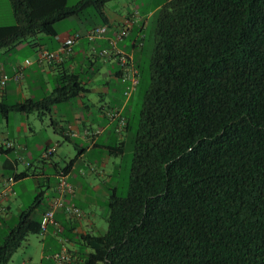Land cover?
<instances>
[{"label": "trees", "instance_id": "trees-1", "mask_svg": "<svg viewBox=\"0 0 264 264\" xmlns=\"http://www.w3.org/2000/svg\"><path fill=\"white\" fill-rule=\"evenodd\" d=\"M110 1L8 0L14 24L0 27V49L25 41L33 48L38 35L53 39L56 24L70 17L105 23ZM157 6L127 194L109 192L103 234L76 237L88 251H81L82 262L264 264V0ZM86 8L91 21L81 17ZM84 92L78 75L61 73L40 100L0 101V115H50ZM53 128L68 139L58 123ZM40 197L1 237L0 264H9L29 231L39 234L33 214Z\"/></svg>", "mask_w": 264, "mask_h": 264}, {"label": "crops", "instance_id": "crops-1", "mask_svg": "<svg viewBox=\"0 0 264 264\" xmlns=\"http://www.w3.org/2000/svg\"><path fill=\"white\" fill-rule=\"evenodd\" d=\"M2 1H5V6L8 5L6 6L7 9L8 7L10 8L8 0ZM149 1L153 2L155 0ZM115 7L118 9V12L106 8V5L104 6L103 15L106 20L105 23H101V21L97 20L93 25L82 24V22L75 17L76 23L81 26L79 30L66 29L64 31H59V34L53 39H48L38 35L36 37V43L38 44L32 48V61L29 57H25L21 62H6V53L12 49H0V75L8 74L11 77H14L16 74H21V77L18 80L12 78L6 86L0 87V101L13 104L23 99L31 98L34 100H40L53 90L56 85V79L61 73L78 75L86 89V92L54 106L50 115L39 117L36 114L37 118L40 119V122H42V125L45 124L43 121L44 118L48 117V125L46 129H43L41 124L36 125L32 122V119L34 118H32L31 115L33 114L26 115L23 113L13 112L9 113L7 116L0 115V146L5 152L0 154L1 236H3L7 232L8 228L16 222H14V218L17 219L18 215L22 211H20L16 202H13L15 197L21 195L22 193L21 188L17 186L18 180L14 182L12 190L7 193L4 190L6 180L11 176L24 172V170L20 172L16 170L18 160L22 162V165L27 167L25 163H29L28 160H31L35 154L38 155L37 161L40 162L55 154L56 147L59 145L57 141L55 146H53L54 144L52 143L56 140L54 137L56 133L53 128L55 123H58L63 128L64 132L68 134V139H78V143H76V148L79 151L78 158H83L85 155L95 151L96 149L103 150L105 156L103 155L104 157H102L103 159L101 160L102 164L100 167L97 165L93 167V164L88 165V161V163L84 164V168L78 170L77 176L82 178L87 177L86 182L82 181V183H78L77 176L72 173L74 168L73 165L67 170V165L62 169L57 168L55 171V179L58 181L59 174L65 175L67 181L74 186V194L72 196L60 194L57 192L56 188L55 196L48 201V204L44 209L39 210L38 219H40L41 212L48 208L53 199L59 198L63 204H67L72 201L77 206L75 203L78 199L77 195H82L85 201L88 198L87 193L84 191L86 186H89L92 191L99 192V185L94 183L101 182L106 184V181L111 179V169H114L115 166H113V168L108 167V155L113 157H117L118 155H112L114 153L113 150L111 154L112 143L110 141V136L102 139L101 137L105 133L109 134L111 129L113 132L115 131L117 119L111 118L110 114L117 109L120 110L121 115L126 119V127L122 130L120 135L124 136V134L129 131V99L126 98V100L120 102L119 99L113 96V93H110L111 87H113L116 83H121L124 88L126 85V83L121 82V79L117 74L119 66L116 58L113 56L104 58L99 55L89 54V49L91 47H95L98 50L109 46L111 40L115 39L116 34L121 30V28H126L127 35L122 40L117 42L116 47L131 58L133 66L138 70V64L135 61V52L138 49L141 50L142 48L138 47V43L140 42V38L143 36V32L146 28V20L144 17L139 15V10H137L136 7H132L131 10L126 8L124 9V5L121 7ZM157 9V3L154 2L153 9L144 8L143 12H146L148 15L152 14V12ZM8 14L9 17L7 16L8 18L5 21H0V27L11 25V23L7 22H11L13 16H10V12L7 10V15ZM100 25H107L108 28L107 33L103 38L92 42H89L84 37L81 38L73 46L71 53L63 55L60 60H47L41 57L42 52L58 50L62 42L69 35L75 32L79 33L78 31H80L82 33L79 34L84 36L89 30ZM26 61L29 63L28 65L25 63ZM86 73L89 77L83 78L82 75ZM44 74L50 76L54 81V85L52 87L45 82L43 77ZM92 95L95 96L94 100L92 99ZM10 125H12L11 129H9ZM95 130H99V133L94 136L85 133H92ZM40 132H43L44 136L38 143V146H34L33 148L29 147L28 142L30 139L35 137L37 133ZM51 133L54 136H52ZM120 142L123 143V140ZM47 148H53L54 151L51 155L44 157V152ZM9 155H11V157H9ZM85 168H87L89 173L84 172ZM10 170H13L14 173L11 175L4 173L5 171ZM29 176L30 174L27 177ZM107 197L108 193L103 192L101 194V198H98L96 201L97 204L99 205V203H102L106 205ZM77 207L82 211V215L79 217L69 216L66 214L64 207L58 208L54 214L55 224L48 228L44 238H46L47 234H50V232H53L54 236L62 235L63 232H66L71 236H75V238L86 233L92 235V233L96 230V226L92 221L96 217V213L94 211L95 207H93V210H89V212H85L83 207L80 205ZM99 207L101 208V211H104L103 206ZM64 240L65 242H59V251L62 248L67 250L70 258L69 264H83L81 259L83 256L80 252L82 251L87 253L88 251L84 250L80 245H78L76 249H68L66 244H72L75 242L70 240V237L68 238L67 236H65ZM52 256V254L47 256V259L50 260L51 264H55ZM44 259L45 256H43L42 252L39 257L40 264H43ZM32 262L33 261H31L30 264H32Z\"/></svg>", "mask_w": 264, "mask_h": 264}, {"label": "rangeland", "instance_id": "rangeland-1", "mask_svg": "<svg viewBox=\"0 0 264 264\" xmlns=\"http://www.w3.org/2000/svg\"><path fill=\"white\" fill-rule=\"evenodd\" d=\"M77 2V0H69V4H74ZM157 3L158 0L155 1H149V0H112L106 4V8L117 11L115 6H122L124 5V9L131 10L132 7H136L137 10H139V15L144 17L146 20V28L143 32V36L140 38V42L138 43V47H142L141 50H137L135 52V61L138 64V84L135 87V89L131 92L129 97H125L124 87L121 85V83H116L113 87H111L110 93H113V96H115L117 99L120 100V102L126 100V98L129 99L128 107H129V113L128 118L130 120V129L129 131L124 134V136L120 135L122 133H116L115 131L111 129V132L105 133L102 138H105L107 136H110L111 146L116 147L117 144L123 140V146H122V153L119 154L117 157H113L108 155L109 163L108 167H111L114 169H111V179L109 181H106V184L94 183L98 184L100 187L99 192L92 191L89 186L85 187V192L87 193V200L85 201L84 197L82 195H77L78 199L75 201V203L83 207V210L85 212H89V210H93V207H95V213L96 217L92 220L94 225L96 226V230L92 233V235H98L103 234L107 229V224L104 219L106 214V205L99 203L97 204L98 198H101V194L103 192H109L111 189H116V193L120 197H124L127 194L128 190V179H129V169L130 164L132 160V154H133V137L136 132V127L138 123L139 113L142 108L143 104V98L144 93L147 90L149 86V63L150 58L152 55L153 47H154V27H155V21H156V12H152V14H146V12H143V9H153V4ZM8 6V5H6ZM5 6V1L0 0V21H5L9 14L7 15V10L10 12V16H12L11 9ZM10 6V5H9ZM120 11V10H119ZM91 9L86 8L83 10L81 17L82 19L90 20V14ZM8 16V17H7ZM5 23V22H4ZM11 25L14 24V20L11 19ZM56 28L58 31H64L66 29H73V30H79L81 26H79L76 23L75 17L67 18L59 23L56 24ZM79 33H82L78 31ZM42 36V35H40ZM30 41L28 42H22L18 44L14 49L6 53L7 61L6 62H13V61H22L23 58L29 57V59L32 61V46ZM143 45V46H142ZM45 82L50 85L51 87L54 85V81L51 79L50 76L44 74L43 75ZM83 78L89 77L88 74L82 75ZM123 84V83H122ZM94 97L92 95V99L94 100ZM115 108V106H114ZM32 122L34 124L42 125V122H40V119L37 118L36 114L31 115ZM48 117L44 118L45 124L42 125L43 129L47 128L48 125ZM12 128V125H10L9 129ZM52 134V133H51ZM44 136L43 132L37 133V135L30 139L28 142L29 147L33 148L34 146L37 147L38 143L42 140ZM52 136H54L52 134ZM55 141L52 143L55 146V143H59V145L56 147V152L53 156L50 158L44 160V161H37L38 155H34L31 160H28V166L25 167L22 165V162L18 160L17 162V171H28L30 176L27 178H22L17 181V186L21 188V195L15 197L13 202H16V205L19 207L20 211L31 205L34 201V198L37 194L41 193L42 197H40V201L37 204V210L33 214V219H38L39 210L44 209L48 201L55 196V191L57 188L56 179H55V171L57 168L62 169L66 165H68L71 161H73V174L78 175V170L81 168H84V164L88 163V165H92L93 167L97 165L98 167L101 166V160L102 157L105 156L103 150L96 149L95 151H92L91 153H88L83 158L79 157V151L76 148V143H78V139H65L63 136L56 134ZM57 141V142H56ZM23 143V142H22ZM53 149V148H52ZM54 151V150H53ZM31 152V151H30ZM104 155V156H103ZM11 157V155H9ZM26 164V163H25ZM55 164V165H53ZM30 165V166H29ZM57 166V167H56ZM106 166V165H105ZM89 169V168H88ZM86 173H89L87 171V168L84 169ZM6 174H13L14 171H5ZM34 174V176H33ZM92 178V177H91ZM103 179V178H101ZM86 178H82L77 176L78 183H82V181L86 182ZM89 182V181H88ZM86 184V183H85ZM95 204H93V203ZM95 205V206H94ZM99 206H103L104 211H101V208ZM97 209V212H96ZM17 219L14 218V222ZM46 234H38L34 233L32 231H29L25 237L24 241L21 245V247L16 251V253L12 256L9 264H30L31 261L32 264H40L39 257L40 254L43 252V256H45V259L43 261V264H51L50 260L47 259V256L53 255L60 249V241L65 242V236L68 238L70 237L74 242L77 240L74 236H71L67 234L66 232H63L62 235H55L53 232L50 234H47V237H45ZM1 233H0V239H1ZM43 244V245H42ZM68 249H76L78 245L76 243L72 244H66ZM81 253V252H80Z\"/></svg>", "mask_w": 264, "mask_h": 264}, {"label": "built area", "instance_id": "built-area-1", "mask_svg": "<svg viewBox=\"0 0 264 264\" xmlns=\"http://www.w3.org/2000/svg\"><path fill=\"white\" fill-rule=\"evenodd\" d=\"M107 25H100L89 30L84 36L75 32L69 35L61 44L60 48L56 51L51 52H42L41 57L47 60H60L63 55H68L71 53L73 46L81 39L85 38L89 42L101 39L107 33ZM127 35V29L121 28V30L116 34L114 40H111L110 45L102 48L96 49L95 47H91L89 49V54L99 55L101 57L107 58L113 56L117 60V64L119 66V77L121 82L126 83L124 88V96L129 97L131 92L135 89L138 84V70L133 66L132 60L129 56L121 52L117 47V42L122 40ZM27 65L29 64L27 61L25 62ZM21 77V74H16L14 77H11L8 74L0 75V87L6 86V84L14 78L18 80ZM111 118L117 119V126L115 128L116 133H121V131L126 127V119L122 117L120 110H114L110 114ZM88 135L94 136L99 133V130H95L94 132H85ZM74 135L73 133H71ZM53 153L52 148H47L44 152V157H47ZM28 166V163L25 164ZM15 182L14 176L7 178L4 190L7 193L12 190V186ZM74 186L67 181L65 175L59 174L57 181V192L65 195H73L74 194ZM60 207H64L66 214L69 216L79 217L82 215V211L72 202L70 201L67 204H63L59 198L53 199L48 208L43 210L39 219V234L44 235L48 228L55 224L54 214L56 210ZM53 259L55 264H69L70 258L65 248H62L60 251L53 254Z\"/></svg>", "mask_w": 264, "mask_h": 264}]
</instances>
